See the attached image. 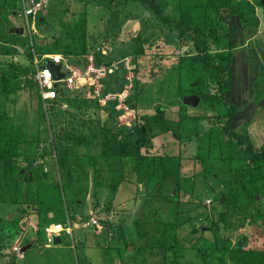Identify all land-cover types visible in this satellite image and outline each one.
<instances>
[{
  "label": "rangeland",
  "instance_id": "obj_1",
  "mask_svg": "<svg viewBox=\"0 0 264 264\" xmlns=\"http://www.w3.org/2000/svg\"><path fill=\"white\" fill-rule=\"evenodd\" d=\"M30 1L39 4L34 19L23 13ZM109 1L0 0V29L10 33L0 37V264H162V250L138 251L149 239L139 234H155L151 227L160 217L170 224L176 203L179 214L198 218L177 235L181 249L192 248L181 264L200 263L201 235L211 247L216 240L217 247L245 241L246 248L264 250V224L255 220V208L248 219L239 195L236 206H225V195L239 187L230 185V169H242L247 155L242 144L224 136L223 112L217 117L215 109L199 106L216 99V82L150 10ZM156 1L164 14L177 16L178 0ZM236 3L259 22L243 48L246 61L241 49L237 53L238 69L243 64L248 70L234 76L238 87L231 86L238 102L246 101L239 133L258 149L264 146V7L260 0ZM16 28L22 34L12 35ZM56 53L71 83H59L57 102L43 103L32 56ZM14 62L26 73L16 72L11 85ZM250 75L256 78L248 83ZM191 95L200 98L196 107L182 101ZM140 204L143 217L135 215ZM232 211L245 225L225 235L209 231L208 221L222 226L224 213ZM90 217L97 226L87 225ZM67 218L72 236L60 233L61 244L54 246L45 228ZM16 232L19 238L11 242L8 236ZM202 254L218 264L212 248Z\"/></svg>",
  "mask_w": 264,
  "mask_h": 264
},
{
  "label": "trees",
  "instance_id": "obj_2",
  "mask_svg": "<svg viewBox=\"0 0 264 264\" xmlns=\"http://www.w3.org/2000/svg\"><path fill=\"white\" fill-rule=\"evenodd\" d=\"M118 1L143 6L150 10L154 18L163 25L171 26L176 32L177 39L180 43L179 48L184 52L187 50H189V52L191 51L192 54L188 58L202 65V68L210 73L209 77L216 82V99L208 104H205L202 100L199 106H205L206 109L202 107L204 111L215 109L214 113L217 117L220 115V111L223 112L221 118L225 123L221 128L224 136L232 138L234 141L242 144L243 152L247 155L242 161L244 164L242 169L238 171H235L234 168L230 169V185L236 182L239 187H237V193H234V195H225L227 204L225 206H236L234 201L239 195L240 198H242L241 202L243 206L249 208L248 212H243L246 217L250 219L253 209L255 208L253 213L255 220L259 219L264 224V202L261 200H264V146L258 149L255 148L248 135L239 133V129L244 126L243 121L246 118V101H244V103L238 102L237 96L235 95L234 97L233 91H231V86H235V88L239 86V84L236 83L233 86L234 76L242 74L246 69L248 70L247 65H245L244 68L243 64L241 70L238 69L237 53L239 49H241L240 55L243 57V61H246L243 48L249 44L251 29H253V27L257 28L258 26L259 22H256L257 18L254 17L250 20L244 11L239 10L236 3L237 0H178L176 7L177 16L175 18L170 17L168 14H164L161 6L156 0H110L109 4ZM260 6H262L261 3ZM14 14L16 15L17 12H13V15ZM1 28L0 37L10 35L8 27ZM218 30L221 31L219 34ZM11 34L14 35L13 33ZM12 49H14V44L9 49L10 53H12ZM257 50L259 51V49ZM29 55L31 58V53ZM33 58L32 56V76L34 75V68L32 65ZM97 60L100 59L97 58L96 61ZM110 61L109 59L105 61V63L111 64ZM9 68L12 72L9 74L8 78H12L14 82L12 83L9 81L8 84H17L15 81L16 79H13L16 77V72L22 71L24 68V73H26V69L25 67L22 68L17 62L11 63ZM255 78V76L250 75L248 77V83L250 79L255 80ZM1 80H7V78L1 77ZM34 84H36L35 81ZM3 89L6 90V92L9 91L8 86H3ZM209 104L213 105V107H209ZM3 115L4 113L0 114V131L2 128L1 120H3ZM139 133H141V131ZM32 178L34 179L33 174ZM209 192L214 198V200L212 199L211 201L215 202L216 194L214 189L211 188ZM174 205V215H172L173 217L171 218L172 221L170 220V224L162 223L160 217L159 226L151 227L155 234L152 235L153 231L148 234H139L140 238L143 237L142 239H144L149 237V239L145 242L143 241L144 243L140 242L138 244V251L144 253L155 249L162 250V264H181L182 261L179 260L185 258V252L190 256L192 255L189 251V249L192 248L187 250L181 249L183 244H179L177 235L181 227L183 228L182 225L185 222L192 224L193 219L198 220V218H196V216L185 217L179 214V205L177 203ZM258 205L263 206V209L258 207ZM214 210L215 208H212V212ZM236 213L234 211L224 213V217L221 221L223 227L221 225L217 227L215 221H211V223L208 221L210 224L209 231L217 234L219 231L223 230L225 235L226 233L229 234V232L238 230L240 226L245 225L246 221H235ZM209 217L210 212L205 215V219L210 220ZM157 228L158 230H156ZM18 233L19 232H16L15 235L11 234L8 236L11 242H15V240L19 238ZM215 243L216 246L211 247L212 244L207 243L202 235L199 236L196 244L201 252L198 250L196 251L201 255L198 258L200 263L192 264H209L206 260H209L210 257L206 259L202 253L208 251L210 248L214 250V254L220 256L217 259L218 264H264V250L252 247L246 248L244 247L245 241H237L232 247H230L229 241H224L221 247H217L218 240H216ZM1 247H3L2 244L0 245V251H2ZM176 249L182 251L173 253ZM198 253H196V255H198ZM175 260L179 261V263Z\"/></svg>",
  "mask_w": 264,
  "mask_h": 264
},
{
  "label": "built area",
  "instance_id": "obj_3",
  "mask_svg": "<svg viewBox=\"0 0 264 264\" xmlns=\"http://www.w3.org/2000/svg\"><path fill=\"white\" fill-rule=\"evenodd\" d=\"M34 4V5H30ZM30 4L23 5V13L26 17H31L34 19L36 15V11L39 10V4L34 3L33 1H30ZM46 59L51 60L52 62L56 64H60V72L65 74V77L61 79L60 81L56 82L52 78L51 72L47 68L41 69L40 66L45 65ZM90 61H92V58H89ZM64 59L61 54H54V55H44L41 56L39 59L34 54L33 58V68H34V81L38 87L39 95L43 103H50L57 101L59 95H60V86L59 83H66V85H70L71 79L68 78V66H65V71H62V64H63ZM114 66V65H112ZM112 72V70H110ZM97 219L90 217L89 222H87V225H94L97 226ZM65 232L70 237L72 236V228H71V222L67 218V221L65 223H55L51 227L45 228V235L47 238L52 242V236L53 235H59L60 233Z\"/></svg>",
  "mask_w": 264,
  "mask_h": 264
},
{
  "label": "water",
  "instance_id": "obj_4",
  "mask_svg": "<svg viewBox=\"0 0 264 264\" xmlns=\"http://www.w3.org/2000/svg\"><path fill=\"white\" fill-rule=\"evenodd\" d=\"M261 5L264 7V0H260ZM264 14V12H263ZM41 21L43 20V18L40 19ZM12 33H16V34H22L23 30L22 28H16L11 30ZM41 69L43 68H47L51 74H52V78L54 81L58 82L61 79H63L65 77V74L61 73L59 70L61 68L60 64H56L54 62H52L49 59H46L45 61V65L40 66ZM183 103L185 105H188L190 107H196L200 101L199 97L197 95H191V96H187L183 98ZM143 131V129H141ZM20 173H24V169H22L20 171ZM28 178L29 180L32 179V172H28ZM223 198V197H222ZM143 208H144V204H140L139 207L136 209L135 211V215L137 217H143ZM25 226V223H22V227ZM52 244L54 246L61 244V238L58 235H53L52 236Z\"/></svg>",
  "mask_w": 264,
  "mask_h": 264
},
{
  "label": "crops",
  "instance_id": "obj_5",
  "mask_svg": "<svg viewBox=\"0 0 264 264\" xmlns=\"http://www.w3.org/2000/svg\"><path fill=\"white\" fill-rule=\"evenodd\" d=\"M61 238V237H60ZM50 245H46V248H49ZM26 249V248H25Z\"/></svg>",
  "mask_w": 264,
  "mask_h": 264
}]
</instances>
